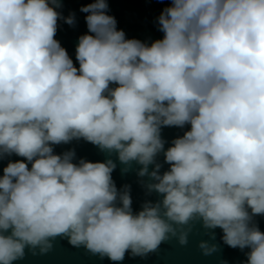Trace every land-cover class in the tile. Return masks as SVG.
I'll list each match as a JSON object with an SVG mask.
<instances>
[{"label":"clouds","instance_id":"1","mask_svg":"<svg viewBox=\"0 0 264 264\" xmlns=\"http://www.w3.org/2000/svg\"><path fill=\"white\" fill-rule=\"evenodd\" d=\"M59 6L0 0V160L24 158L0 176V264L26 247L46 253L62 235L121 261L169 234L186 245L190 222L201 220L229 247L250 249L246 264H264V232L253 223L264 215V0H170L158 17L163 38L150 44L126 39L106 0H95L80 9L88 34L76 47L79 68L55 39ZM185 125L164 151L161 128ZM80 138L143 165L140 176L163 151L170 168L160 175L157 163L148 186L163 194V211L145 203L134 214L111 159L54 154Z\"/></svg>","mask_w":264,"mask_h":264}]
</instances>
